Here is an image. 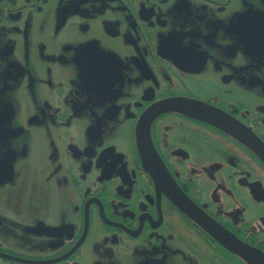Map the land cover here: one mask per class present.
<instances>
[{"label": "flooded vegetation", "instance_id": "1", "mask_svg": "<svg viewBox=\"0 0 264 264\" xmlns=\"http://www.w3.org/2000/svg\"><path fill=\"white\" fill-rule=\"evenodd\" d=\"M1 172L0 264H264V0H0Z\"/></svg>", "mask_w": 264, "mask_h": 264}, {"label": "water", "instance_id": "2", "mask_svg": "<svg viewBox=\"0 0 264 264\" xmlns=\"http://www.w3.org/2000/svg\"><path fill=\"white\" fill-rule=\"evenodd\" d=\"M167 111H174L179 112L181 114H184L186 116L192 117L197 120L205 121L206 123L215 125L231 134H238L240 135V130L238 128V125L234 122L228 121L227 118H225L223 115L218 114V112L210 111L205 105L197 102H182L180 105H176L172 101H166L162 102L160 104H157L153 108L149 110L147 120L152 118L153 116H156L162 112ZM147 140L142 139L140 140V145L145 147L147 145ZM150 144V143H149ZM141 149L143 151H146L145 148ZM147 153L150 155L151 151H147ZM145 158V153H144ZM143 166L147 169L149 168L150 171L154 174L160 175L162 173L161 170H159L158 166H155V164L150 165L148 162L146 163L143 161ZM174 200L175 205L184 210L190 217H192L193 220L201 224L205 231L211 234L217 241L220 242L222 246H225L226 248L233 250V248L237 249L241 254L243 253V249L241 248L236 242H234V239L229 236L225 231H223L221 228L216 226L214 223L210 222L208 219H206L204 216L197 215L195 211V207L186 199L177 197L175 194Z\"/></svg>", "mask_w": 264, "mask_h": 264}]
</instances>
